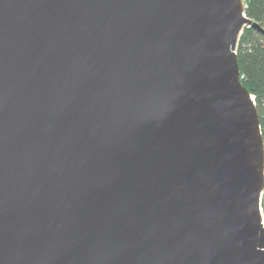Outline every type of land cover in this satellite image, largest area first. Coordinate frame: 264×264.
Wrapping results in <instances>:
<instances>
[{"label": "water", "instance_id": "95a60500", "mask_svg": "<svg viewBox=\"0 0 264 264\" xmlns=\"http://www.w3.org/2000/svg\"><path fill=\"white\" fill-rule=\"evenodd\" d=\"M243 0H0V264H264Z\"/></svg>", "mask_w": 264, "mask_h": 264}, {"label": "trees", "instance_id": "16d2710c", "mask_svg": "<svg viewBox=\"0 0 264 264\" xmlns=\"http://www.w3.org/2000/svg\"><path fill=\"white\" fill-rule=\"evenodd\" d=\"M244 14L261 30L243 26L236 43L241 85L253 96L264 142V0H243ZM264 217V188L261 196Z\"/></svg>", "mask_w": 264, "mask_h": 264}, {"label": "built area", "instance_id": "2783aa9c", "mask_svg": "<svg viewBox=\"0 0 264 264\" xmlns=\"http://www.w3.org/2000/svg\"><path fill=\"white\" fill-rule=\"evenodd\" d=\"M261 226L263 228V231H264V217H263V211L261 209Z\"/></svg>", "mask_w": 264, "mask_h": 264}]
</instances>
